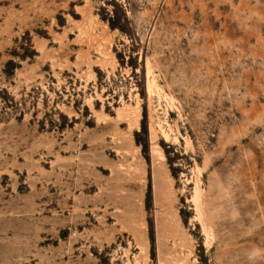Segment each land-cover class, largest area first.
<instances>
[{
	"label": "rangeland",
	"instance_id": "rangeland-1",
	"mask_svg": "<svg viewBox=\"0 0 264 264\" xmlns=\"http://www.w3.org/2000/svg\"><path fill=\"white\" fill-rule=\"evenodd\" d=\"M0 264H264V0H0Z\"/></svg>",
	"mask_w": 264,
	"mask_h": 264
}]
</instances>
